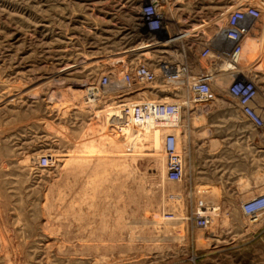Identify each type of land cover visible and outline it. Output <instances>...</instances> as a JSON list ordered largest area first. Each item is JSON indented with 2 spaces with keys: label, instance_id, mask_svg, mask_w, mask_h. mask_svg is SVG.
<instances>
[{
  "label": "rangeland",
  "instance_id": "obj_1",
  "mask_svg": "<svg viewBox=\"0 0 264 264\" xmlns=\"http://www.w3.org/2000/svg\"><path fill=\"white\" fill-rule=\"evenodd\" d=\"M144 1L0 0V264H264V215L253 221L246 201L227 199L239 186L171 182L164 146L104 117L120 101H136L139 89L181 100L190 114V86L202 78L218 98L232 97L230 81L214 85L223 62L202 56L215 35L203 33L224 27L230 6L247 3L261 15L258 34L246 37L262 45L245 75L260 88L264 115V0H161L168 28L156 38L182 34L163 45L139 28ZM161 60L186 63L189 72L134 90L113 85L129 65ZM45 155L51 166L39 164ZM251 169L253 180L264 175V135L254 126ZM207 204L218 217L200 212ZM181 215L182 231L165 229ZM200 215L208 225H198Z\"/></svg>",
  "mask_w": 264,
  "mask_h": 264
},
{
  "label": "built area",
  "instance_id": "obj_2",
  "mask_svg": "<svg viewBox=\"0 0 264 264\" xmlns=\"http://www.w3.org/2000/svg\"><path fill=\"white\" fill-rule=\"evenodd\" d=\"M260 15L259 8L253 4H245L231 9L228 12L227 24L222 30V39L217 40V42L214 41L213 37L206 40L204 47L201 49L202 56L209 57L212 55L211 57L217 59L218 62L228 65L229 71L235 70L239 65L244 38L249 34L255 20ZM138 25L145 34L152 36V40L162 45L167 40L170 41V38L177 37L174 35L172 37L170 34L164 39L156 38V34L168 28L161 0H145L142 3L139 11ZM181 36L182 34L178 37ZM172 44H175V42ZM188 72L189 66L182 62L174 63L161 60L154 65L139 62L127 67L122 80L134 90L138 85L143 83L157 86V82L161 78L166 82L180 81L182 76ZM110 81V76L105 75L102 78V83L105 85L109 84ZM156 88L158 89L159 87ZM156 88L155 90H157ZM190 89L195 94L192 99L196 102H205L216 97L211 82L206 78L192 82ZM227 91L230 96L238 101L241 111L251 121L252 125L256 129H263L264 115L260 112L261 106L258 104L260 90L255 80L245 76L244 73L234 75L228 85ZM124 102L120 101L119 104H123ZM182 105L177 100L161 101L158 99H147L135 102L127 101L123 106L126 125H129L132 119L140 125H147L153 122L157 127L167 130L164 150L167 156L168 179L171 181H182L185 177V163L180 153L179 135L176 132L177 123L181 118ZM120 114H117L116 117L123 116L122 113ZM52 163V157L46 155L39 161V164L45 167L51 166ZM242 208L251 220H259L264 215V193L244 202ZM197 223L200 226L208 225L207 216H198Z\"/></svg>",
  "mask_w": 264,
  "mask_h": 264
},
{
  "label": "crops",
  "instance_id": "obj_3",
  "mask_svg": "<svg viewBox=\"0 0 264 264\" xmlns=\"http://www.w3.org/2000/svg\"><path fill=\"white\" fill-rule=\"evenodd\" d=\"M238 6L242 5H232L225 12ZM212 27L209 26L208 29ZM254 28L253 26L250 32L258 34V32H253ZM188 32L183 36H188ZM180 38L173 37L170 38L171 42L169 40L166 42L174 43ZM156 44L162 45L159 42ZM137 91L134 95L137 98L136 101L153 100L147 91H140V89ZM165 99L168 100L169 97L164 96L158 100L164 101ZM178 102L182 101L178 100ZM186 102L195 105V108L190 114L184 115L182 111L180 121H178L179 125L177 124L176 127L179 128L180 153L185 163L184 183L187 186L237 185L239 187L234 188L233 193L229 194L227 199L242 202L251 199V194L256 196L264 193V175L258 180H253L252 176L253 125L241 111L238 101L233 97H215L205 102H196L191 99ZM124 104L126 103L107 110L104 117L108 119L110 112L123 109ZM110 124L115 127H129L131 132L136 133L142 130L151 144L152 131L155 127L150 123L140 125L133 122L126 126ZM157 129L162 130V137L165 141L167 130L160 129V127ZM261 130L264 135V128ZM252 185L255 187L253 188Z\"/></svg>",
  "mask_w": 264,
  "mask_h": 264
},
{
  "label": "bare ground",
  "instance_id": "obj_4",
  "mask_svg": "<svg viewBox=\"0 0 264 264\" xmlns=\"http://www.w3.org/2000/svg\"><path fill=\"white\" fill-rule=\"evenodd\" d=\"M250 4V3H249ZM228 12H225L223 15L225 16L224 18H226L228 16ZM255 23V22H254ZM217 25V23H214ZM216 28V29H215ZM214 32H211L213 31ZM222 30H223V27L221 28H218L217 26H213L211 28V30H209L208 32H204L203 34L204 35H207L206 33H212V34H215L214 35V41L217 42V40H220L222 39ZM219 42V41H218ZM261 47V42L256 39L255 37H253L252 35L249 36V37H245L244 38V41H243V50L241 52V55L239 57V65L236 67L235 70L233 71H229L228 70V65L226 64H223L222 67H220L216 74H215V81H214V85L216 83V87L219 88V86L221 85H226L227 86V83H229V81L232 80V78L234 77V75H237V74H243L245 75V72L248 70L246 67H248L250 64H249V61H251L250 59L253 57V55L251 54V52H256L259 48ZM256 54V53H255ZM252 64V63H251ZM253 68V67H252ZM120 75V74H119ZM246 76V75H245ZM193 79H195V77H193ZM124 81L123 80H118L116 82H114V84L116 86H118V84H122ZM212 85H213V82H212ZM96 86V85H95ZM123 86V85H122ZM99 87V86H98ZM94 88V87H93ZM96 89V88H95ZM260 90V88H259ZM93 92V91H92ZM261 95V94H260ZM262 95H264V93H262ZM217 97V96H216ZM167 100V99H165ZM263 106V105H262ZM120 113L123 114V116L121 117H116V115H121ZM125 114H124V111L123 109L121 110H116V111H112L109 113L108 115V121L110 123H116V124H121V125H124L126 126V120H125ZM133 122H135V120H132L131 119V122L129 125H131ZM151 126L155 127L153 128V132H152V138H151V143H152V146L154 147V149H161V147H163L164 145V139L162 137V130H159L157 129V125L153 122H150ZM178 124V123H177ZM179 125V124H178ZM161 129V128H160ZM166 157V156H165ZM165 178V167H164V171H163V176ZM168 181V180H167ZM170 182V181H169ZM171 182H174V181H171ZM162 183V182H161ZM167 183V182H166ZM162 185V184H160ZM175 187V186H174ZM172 188V187H171ZM179 189V187H177ZM159 189V188H158ZM165 189V187L163 188V190ZM162 190V191H163ZM180 190V189H179ZM209 204V203H208ZM206 205L205 206V209H201L199 208L200 212L201 213H207L208 215H211V217H218L219 213H216L215 210L217 209V206L214 204V205ZM175 210V209H173ZM176 216V215H175ZM186 216V215H185ZM210 217V216H209ZM176 218V217H175ZM186 218V217H185ZM185 218L181 216H178L177 219H174L172 221H165V229L166 230H170V228L172 229H177V231H182V229L184 228V225H185ZM165 219V218H164ZM169 220V219H167ZM159 221H157V219L155 218V220L153 221V223H157ZM164 223V222H163ZM160 224V223H159ZM216 225V224H215ZM208 227V226H207ZM211 227V226H210ZM186 228V227H185ZM164 229V228H163ZM213 229V228H211ZM164 232V230H163ZM167 232V231H166ZM165 232V233H166ZM182 234H184L183 232H181ZM171 234V233H169ZM171 236V235H170ZM179 236V235H178ZM175 238H178L177 236H175ZM200 240V239H199ZM201 243V242H200ZM202 245V243H201Z\"/></svg>",
  "mask_w": 264,
  "mask_h": 264
}]
</instances>
